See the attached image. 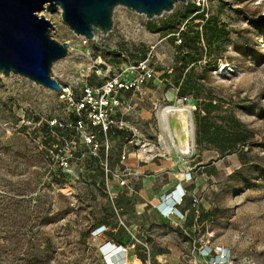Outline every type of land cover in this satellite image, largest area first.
Segmentation results:
<instances>
[{"label": "rangeland", "instance_id": "1", "mask_svg": "<svg viewBox=\"0 0 264 264\" xmlns=\"http://www.w3.org/2000/svg\"><path fill=\"white\" fill-rule=\"evenodd\" d=\"M192 5L197 11L186 18ZM212 15L229 39L211 57L202 39L194 55L202 60L185 66L182 33L202 32L203 17ZM40 16L70 49L52 66L60 93L0 74V264H115L104 248L128 245L131 235L150 252L137 246L122 264H216L202 249H225L233 264H264V0H186L152 20L117 7L113 31L93 40L77 36L61 10ZM140 63L153 76L111 94L119 103L106 110L107 130L93 116L98 104L79 111L85 88L116 78L133 83L143 77ZM193 66L200 98H181L176 81ZM211 99L221 116L233 113L245 125L248 145L240 152L222 156L198 144L196 114ZM179 101L195 126L187 159L171 157L161 142L159 111ZM136 140L154 152L143 155ZM188 171L179 209L185 215L193 199L198 206L184 220L161 217V197L178 190ZM124 173L127 186L118 179ZM100 225L108 230L92 236Z\"/></svg>", "mask_w": 264, "mask_h": 264}, {"label": "water", "instance_id": "2", "mask_svg": "<svg viewBox=\"0 0 264 264\" xmlns=\"http://www.w3.org/2000/svg\"><path fill=\"white\" fill-rule=\"evenodd\" d=\"M186 0H0V74L18 75L36 85L62 92L52 66L64 59L69 44L51 36L53 24L40 13L62 10L63 21L87 40L108 36L114 29V10L124 7L148 20L172 12Z\"/></svg>", "mask_w": 264, "mask_h": 264}, {"label": "trees", "instance_id": "3", "mask_svg": "<svg viewBox=\"0 0 264 264\" xmlns=\"http://www.w3.org/2000/svg\"><path fill=\"white\" fill-rule=\"evenodd\" d=\"M196 9L194 5L187 8L186 18L192 16L197 11ZM203 21L204 25L202 27V32L194 28H189L182 33V47L187 53L185 57V66H191L202 60V55H200L199 58L194 56L200 49L202 39L206 43V56L208 57L219 52L220 47L229 39V32L226 29L220 28L216 16L212 15L208 18L203 17ZM193 68L194 66L186 72L184 78H180L176 81V85L179 89V96L181 98H186L189 94L200 98L202 86L198 84V82L193 81ZM200 106H202L203 109L196 114L198 127L197 141L200 146L215 149L220 152L222 156L240 152V148L247 147L249 133L245 125L233 113L221 116V105L212 99L208 102L202 101ZM78 121L79 117L75 116V122L77 123ZM187 197L188 195L186 194L181 205H183ZM193 204L194 199L191 201L189 209H194ZM101 226L106 225H100L97 228ZM95 229H93L92 232ZM140 249L143 248L140 247Z\"/></svg>", "mask_w": 264, "mask_h": 264}, {"label": "built area", "instance_id": "4", "mask_svg": "<svg viewBox=\"0 0 264 264\" xmlns=\"http://www.w3.org/2000/svg\"><path fill=\"white\" fill-rule=\"evenodd\" d=\"M143 72V77L141 79L135 80V82L128 84L127 82H124L120 80L119 78L109 80L104 88L96 89V91L93 88L87 87L85 88V93L83 98L78 102L79 105V111L84 110L86 107H93V103L98 104V110L94 106L93 108V116L97 118V120L103 122L105 129L107 130L108 127L113 123V121L109 120V116L107 115L106 110L112 106L113 104L117 105L119 101L116 98H110L111 94L114 92L120 90V89H130L138 86L140 83H142L146 77L151 78L153 76L152 70H150L147 66L146 63H140L139 66ZM99 100V101H98ZM81 124V121L78 122ZM88 141L91 143L93 142V137H89ZM136 145L137 147L142 151V154H150L153 153L154 149L150 147V144L147 143L146 141H141V140H136ZM128 149V146L125 147ZM126 152V151H125ZM156 156H153V159ZM123 160L126 159V156L124 155ZM105 172L106 175L108 176L109 174H112L113 171L109 168V166L106 164L105 166ZM129 174L124 173L122 175H118V179L120 180L121 186H127L128 181L126 180V177ZM192 179V174L191 172L185 173V177L183 178V182H188ZM178 190L168 193L163 195L161 197L160 202L156 206V210L160 213V215L164 218L170 219V216L173 215L177 217L180 220L185 219L184 213L180 212L179 207L181 206L184 197L186 196V192L184 191L183 187L181 184L178 185ZM179 191L180 193V198L177 200L176 198V193ZM171 201L172 203H170ZM167 206H170V208H174L173 211H169L166 213ZM198 206V201L194 200L193 207L196 208ZM116 213L118 216V222L121 227H125V223L123 221V218L121 217L119 210L116 209ZM106 226H101L97 229H95L92 232V236L94 237H99L103 235L107 231ZM111 243H108L110 245ZM116 245V244H114ZM119 248H121L124 252H127L131 249H135L137 246H141L145 251L150 252V247L148 246L147 243L140 241L135 235H131V240L128 245H117ZM214 252L212 250H205L202 249L201 255L210 258L215 261L216 264H233V261L229 255V252L225 249H219V251L215 252V255H213Z\"/></svg>", "mask_w": 264, "mask_h": 264}, {"label": "bare ground", "instance_id": "5", "mask_svg": "<svg viewBox=\"0 0 264 264\" xmlns=\"http://www.w3.org/2000/svg\"><path fill=\"white\" fill-rule=\"evenodd\" d=\"M191 112L190 108L184 106L180 101L175 104L165 105L159 111L161 130L163 132L161 142L171 157L172 152H175L180 159H187L194 153L195 126ZM176 198L177 200L180 198L179 191L176 193ZM169 202L172 203L171 201ZM173 209L167 206L166 213L173 211ZM104 250L110 263L122 264L127 261L124 257V251L113 243L107 245Z\"/></svg>", "mask_w": 264, "mask_h": 264}, {"label": "crops", "instance_id": "6", "mask_svg": "<svg viewBox=\"0 0 264 264\" xmlns=\"http://www.w3.org/2000/svg\"><path fill=\"white\" fill-rule=\"evenodd\" d=\"M143 174H138V176H142ZM183 183H185V182H183L182 180H180L179 182H178V184H181L182 185V187H183ZM145 186V185H144ZM148 189H147V187H146V191H147ZM178 193V192H177ZM182 206V205H181ZM180 206V207H181ZM180 210V209H179ZM189 211H191V209H187V211H185L186 213H185V219H186V215H187V213H189ZM180 212H181V210H180ZM157 213H159L158 211H157ZM183 213V212H182ZM159 215H160V213H159ZM161 216V215H160ZM162 217V216H161ZM164 218V217H163ZM184 220V219H183Z\"/></svg>", "mask_w": 264, "mask_h": 264}]
</instances>
